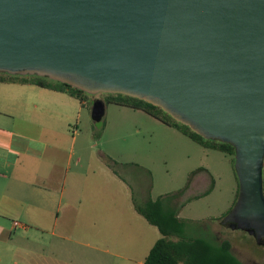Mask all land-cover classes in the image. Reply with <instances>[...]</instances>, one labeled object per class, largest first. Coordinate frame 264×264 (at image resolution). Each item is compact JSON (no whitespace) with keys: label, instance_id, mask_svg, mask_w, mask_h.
<instances>
[{"label":"water","instance_id":"water-1","mask_svg":"<svg viewBox=\"0 0 264 264\" xmlns=\"http://www.w3.org/2000/svg\"><path fill=\"white\" fill-rule=\"evenodd\" d=\"M0 71L143 99L232 144L223 223L264 244V0H0Z\"/></svg>","mask_w":264,"mask_h":264},{"label":"crops","instance_id":"crops-1","mask_svg":"<svg viewBox=\"0 0 264 264\" xmlns=\"http://www.w3.org/2000/svg\"><path fill=\"white\" fill-rule=\"evenodd\" d=\"M90 104L0 82V264H146L162 237L136 208L149 200L150 171L133 175L127 162L122 174L82 135Z\"/></svg>","mask_w":264,"mask_h":264},{"label":"rangeland","instance_id":"rangeland-1","mask_svg":"<svg viewBox=\"0 0 264 264\" xmlns=\"http://www.w3.org/2000/svg\"><path fill=\"white\" fill-rule=\"evenodd\" d=\"M107 96L89 94L90 109L95 98ZM90 109L82 116V135L96 137V151L102 149L118 161L122 174H128L129 169L122 168L127 162L135 166L130 170L133 175L144 173V168L150 171L149 199L163 198L167 207L178 211L186 224V237L228 239L243 261L264 264V244L248 231L223 223L239 195L235 156L210 142L201 144L140 109L108 103L99 121Z\"/></svg>","mask_w":264,"mask_h":264},{"label":"trees","instance_id":"trees-1","mask_svg":"<svg viewBox=\"0 0 264 264\" xmlns=\"http://www.w3.org/2000/svg\"><path fill=\"white\" fill-rule=\"evenodd\" d=\"M20 81L42 87L67 92L70 95L85 100L89 93L69 84L52 80L39 75H13L0 71V82ZM106 104L114 103L140 109L158 118L162 122L178 127L186 135L201 144L210 142L217 149L235 156V147L219 140L206 139L193 131L188 125L175 120L161 107L143 99L125 94L108 93ZM264 188V170H263ZM136 208L152 225L160 230V237L147 255L146 264H245L233 251L232 242L228 239H207L205 237L185 236L186 224L178 216V211L165 205L163 198L149 199L144 204L136 203ZM171 237V238H170ZM175 237L176 239H174Z\"/></svg>","mask_w":264,"mask_h":264}]
</instances>
